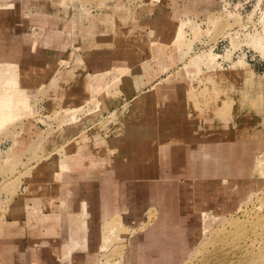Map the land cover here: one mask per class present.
I'll return each mask as SVG.
<instances>
[{"label":"rangeland","instance_id":"1","mask_svg":"<svg viewBox=\"0 0 264 264\" xmlns=\"http://www.w3.org/2000/svg\"><path fill=\"white\" fill-rule=\"evenodd\" d=\"M241 21L0 0V264H264V62L216 49Z\"/></svg>","mask_w":264,"mask_h":264},{"label":"built area","instance_id":"2","mask_svg":"<svg viewBox=\"0 0 264 264\" xmlns=\"http://www.w3.org/2000/svg\"><path fill=\"white\" fill-rule=\"evenodd\" d=\"M217 2L223 13L238 16L242 21L218 40L216 49L224 55L229 54L231 61L242 57L241 59L247 62L263 63V58H256V55L252 54L256 53L250 48L248 41L252 35L264 31V0H259V3L257 0H217ZM219 57L223 62L221 55Z\"/></svg>","mask_w":264,"mask_h":264},{"label":"crops","instance_id":"3","mask_svg":"<svg viewBox=\"0 0 264 264\" xmlns=\"http://www.w3.org/2000/svg\"><path fill=\"white\" fill-rule=\"evenodd\" d=\"M132 136H134V137H132V143L133 142H144L145 140H147L146 138H145V136L144 135H141L140 136V132L138 131V130H136V132H134V133H132ZM138 139V140H137ZM141 148H143L142 146H140ZM138 150H139V154H138ZM129 152H131L130 154H133V156H136L137 158H138V156H139V158H145L146 157V155H145V152H143L140 148H139V144H133V145H130L129 146ZM124 154V153H123ZM130 154H129V156H130ZM123 156V155H122ZM131 157V156H130ZM149 157V156H148ZM110 182V181H109ZM109 182H106V184L105 183H99L100 184V193H102V190L103 189H105V190H107L108 189V186H109ZM96 183H98V182H96ZM107 194V193H106Z\"/></svg>","mask_w":264,"mask_h":264},{"label":"bare ground","instance_id":"4","mask_svg":"<svg viewBox=\"0 0 264 264\" xmlns=\"http://www.w3.org/2000/svg\"><path fill=\"white\" fill-rule=\"evenodd\" d=\"M248 43H249V42H248ZM263 78H264V77H262V79H263ZM168 166H169V165H168ZM118 187H119V186H118L117 184L113 183V181H110V182H109V186H108L109 189H110V188H114V189L117 190ZM123 193H124V192H123ZM123 193H122V194H123ZM123 195H124V194H123ZM123 195H122V196H123Z\"/></svg>","mask_w":264,"mask_h":264}]
</instances>
